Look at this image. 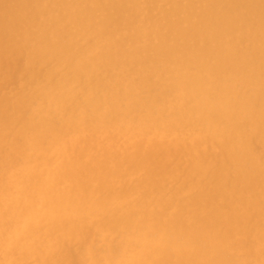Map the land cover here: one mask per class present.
<instances>
[{
  "label": "bare ground",
  "instance_id": "6f19581e",
  "mask_svg": "<svg viewBox=\"0 0 264 264\" xmlns=\"http://www.w3.org/2000/svg\"><path fill=\"white\" fill-rule=\"evenodd\" d=\"M183 2L0 0V264H264V0Z\"/></svg>",
  "mask_w": 264,
  "mask_h": 264
},
{
  "label": "rangeland",
  "instance_id": "374dc122",
  "mask_svg": "<svg viewBox=\"0 0 264 264\" xmlns=\"http://www.w3.org/2000/svg\"><path fill=\"white\" fill-rule=\"evenodd\" d=\"M184 4H187V3H192V4H199L200 3V0H184L183 2ZM263 149V150H262ZM256 151H257V155H259V157L262 159L263 163H264V153L262 154V152H264V147L263 146H258L256 148ZM260 191V190H259ZM258 191V192H259ZM264 194V193H263ZM250 195V194H249ZM251 196V195H250ZM250 196H246L248 197V199L250 198ZM264 196V195H263ZM252 197V196H251ZM235 199H237V197H235ZM263 202V201H262ZM261 216L264 217V212L261 213ZM263 217L261 218V221L262 223H264L263 221ZM240 260V261H239ZM236 264H241V258L239 257V259L237 260V263ZM254 264V263H252ZM255 264H259V262H255Z\"/></svg>",
  "mask_w": 264,
  "mask_h": 264
}]
</instances>
